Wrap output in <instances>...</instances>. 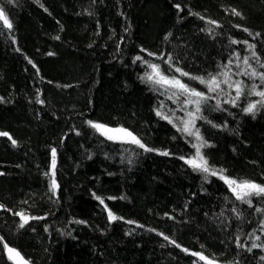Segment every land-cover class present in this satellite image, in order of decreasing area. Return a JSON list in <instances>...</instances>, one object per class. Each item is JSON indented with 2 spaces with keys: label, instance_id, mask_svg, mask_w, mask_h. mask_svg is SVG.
Instances as JSON below:
<instances>
[{
  "label": "trees",
  "instance_id": "1",
  "mask_svg": "<svg viewBox=\"0 0 264 264\" xmlns=\"http://www.w3.org/2000/svg\"><path fill=\"white\" fill-rule=\"evenodd\" d=\"M0 7L12 23L9 30L0 21V131L17 141L13 147L0 137V264H12L4 244L31 264H206L192 253L216 264H264V249L247 251L251 233L264 243V211H256L264 198L253 197L249 207L218 176L205 179L181 159L199 143L177 130L195 105L142 81L151 70L133 63L139 55L211 97L193 129L209 165L264 185V108L243 111L259 97L245 95L233 106L223 102L235 96L227 84L209 93L175 71L205 78L228 71L246 91L260 86L238 73L250 70L245 56L258 72L264 68L246 44L231 40L254 44L264 62V0H0ZM89 120L124 127L156 151L108 140ZM52 148L55 194L45 175ZM97 196L122 219L109 222ZM17 212L42 219L19 228ZM237 236L245 247L236 246Z\"/></svg>",
  "mask_w": 264,
  "mask_h": 264
},
{
  "label": "snow or ice",
  "instance_id": "2",
  "mask_svg": "<svg viewBox=\"0 0 264 264\" xmlns=\"http://www.w3.org/2000/svg\"><path fill=\"white\" fill-rule=\"evenodd\" d=\"M9 4L13 2V0H7ZM177 9H180V5H176ZM232 14L236 16H240L241 14L236 10L232 9ZM195 14V13H194ZM198 15V14H196ZM203 19V17H201ZM0 21L3 22V26L9 30L12 29V23L10 22L8 15L6 14L5 8L0 7ZM209 23L215 24V21H209ZM218 26V25H217ZM245 32L248 31V29H244ZM251 34V33H250ZM256 36H259V33L255 34ZM55 39H59V37H54ZM167 39V37H165ZM237 43H244L247 45V50L251 53V59H255L257 63L260 64L261 68H264V62H261L260 57L257 55L255 49V45L249 43L248 41H237L235 39L231 40V44H237ZM142 52H145L147 50L141 49ZM149 56H154V53L148 52ZM49 55H53V53H49ZM239 59V57H237ZM173 57L171 55L168 56V59L165 61V63H168L171 67V61ZM243 63L248 67L250 70L241 71L238 73L239 75H245L251 80H259L260 86L253 83L251 86L247 88L242 80H237L234 82H230L229 80V72L228 71H222L217 74H209L207 78L202 76H193L188 72L183 71L181 68L176 67L175 71L180 74L181 77H188L189 79L196 80L200 84L207 87L209 93L217 92L218 89H220V85L227 84L228 88L232 89L235 92V96L232 97L229 100H224V103H231L233 106H237V101L240 100L243 96H256L259 97V99L255 101H249L247 106L243 108V111L247 114L255 115V113L260 110L261 108H264V72H258L254 67H252L250 63V57L245 56L242 58ZM137 61H141L143 64L147 66L148 69L151 71H146L143 76H141V80L145 81L149 84L159 86L164 89H174L172 92V95L169 96V99H172L173 96L176 97V99L179 101L180 96H184L185 99L183 100L184 105L193 104L195 105V111H188L187 116L189 119L182 120V128H178V131L183 132L187 136H194L195 139L199 142L196 144H193L192 147L195 149V153L193 156H190L188 158L181 157V159H184L185 163L188 164L194 171H200L205 174V179H207V176H218L219 179L223 180L224 183L228 186L229 190L232 192V194L235 196V199L237 201H240L241 203L248 204L249 207H252V198L253 197H261L264 198V185L258 184L254 181L250 180H237L235 178H230L226 175H224V170H216L213 169L207 160V158L203 155L201 149L206 147L207 145L203 141V138L199 134L198 129H194V124L196 119H202L203 117L200 115H197L201 112V105L206 104L207 101L211 98L207 96L204 92L198 91L195 88L190 87L188 84L184 83L181 79H179L176 76H168L164 74L161 71L160 65L156 63H152L150 61L144 60L143 57L137 55L133 63H136ZM29 63H32L29 61ZM232 61H229V64H231ZM33 67L35 68L36 65L33 64ZM225 69L228 68V65L224 66ZM239 67V65H237ZM219 77H223V79H220ZM195 98V99H192ZM37 103H43V101L40 99L39 95L37 96ZM221 105V101L217 100L216 102V109H219ZM157 116H160L162 119H168L169 123H172V120L169 119L167 116L163 115L159 110L156 112ZM89 127L94 129L96 132H98L101 136H104L106 139L111 141H121L123 143H133L136 144L138 147L142 148L145 152H151L156 151L155 149L147 147L145 144H143L139 138H137L132 132H130L128 129L123 127H117V128H111L107 125L93 122L91 120L87 121ZM175 126V125H174ZM214 127L216 125H213ZM79 134V133H77ZM0 137H7L10 141L13 147L17 145V141L8 133L4 131H0ZM56 149L52 148L51 155H52V161L50 166V172H46V176H50V183H49V191H51L53 194H55L56 189L58 188V184L56 181ZM161 155H169L167 151L160 152ZM0 175H3V173H0ZM97 200H99L101 205H104L105 211L108 215L109 222L116 221L118 219H122L121 217H117L114 215V213L107 208V205L104 204V199L97 196ZM109 199H115L114 197H109ZM3 205H0V208H2ZM232 211L234 213H237V209L233 208ZM257 212L264 211L262 209H256ZM16 216L20 218V223L18 225L19 228H24L26 225L29 224V221L31 219H42L41 217H30L25 215L23 212H17L15 213ZM237 217H239V213H237ZM77 223H83L82 221H77ZM127 223H133L132 221H127ZM261 229H264V220L260 222ZM162 235V234H161ZM250 236H254V240L251 243V246L247 248V251L251 252L253 249L260 248L264 249V243H258V241H261V236L256 235L255 233L249 234ZM165 240H168L169 238L167 236H164ZM174 243V241L172 242ZM236 246L238 248H243L245 245H243L240 242V237H236ZM176 247H180V245H176ZM4 248L8 252V259L13 261V264H27V262L24 260L23 257H21L20 253L16 251L14 248H10L7 244H4ZM184 251H188L187 249H184ZM194 256H198L200 260L205 261L206 264H216L215 261L209 259L205 255L201 253H192ZM262 260H264V257H261Z\"/></svg>",
  "mask_w": 264,
  "mask_h": 264
},
{
  "label": "water",
  "instance_id": "3",
  "mask_svg": "<svg viewBox=\"0 0 264 264\" xmlns=\"http://www.w3.org/2000/svg\"><path fill=\"white\" fill-rule=\"evenodd\" d=\"M108 127H111V126H108ZM111 128H117V127H111ZM124 128V127H123ZM118 141V140H117ZM11 248V247H10ZM12 248H14V247H12ZM16 251H18L16 248H14ZM19 252V251H18ZM20 253V252H19ZM5 255L7 256V258H8V252H7V250L5 249ZM20 255H21V257H23L24 258V260L27 262V264H31L21 253H20ZM10 262L13 264V261H11L10 260Z\"/></svg>",
  "mask_w": 264,
  "mask_h": 264
},
{
  "label": "bare ground",
  "instance_id": "4",
  "mask_svg": "<svg viewBox=\"0 0 264 264\" xmlns=\"http://www.w3.org/2000/svg\"><path fill=\"white\" fill-rule=\"evenodd\" d=\"M8 246L11 247V248L13 247V246H10V245H8ZM4 251H5V248H4Z\"/></svg>",
  "mask_w": 264,
  "mask_h": 264
}]
</instances>
